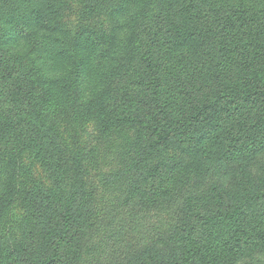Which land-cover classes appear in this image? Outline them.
Listing matches in <instances>:
<instances>
[{"label":"rangeland","instance_id":"374dc122","mask_svg":"<svg viewBox=\"0 0 264 264\" xmlns=\"http://www.w3.org/2000/svg\"><path fill=\"white\" fill-rule=\"evenodd\" d=\"M23 2L33 24L25 26L24 16L3 17L0 44L2 51L18 61L25 83L35 86L44 121L27 120V114L14 109L21 101L11 100L9 93L20 95L0 85V242L9 225L18 226L15 219L23 215L29 220L30 185L49 178L45 177V154L37 152L41 131L55 141L58 167L69 164L66 169L58 168L65 182L73 180V166L82 155L83 189L94 199L105 194L97 182V171L140 167V162L135 163V151L111 165L110 146L119 143L129 149L132 142H143L151 135L148 126L125 124L118 118L145 117L154 78L159 116L150 119L153 127L167 122L169 113L181 116L184 109H193L207 99L223 76L235 72L234 67L255 64L249 51L264 40V0H98L91 5L84 0ZM167 15L194 27L198 36H170ZM12 30L16 32L12 34ZM236 121L235 116L224 119L221 134H213L224 142L220 149L230 143L226 153L243 140L237 139ZM255 135L251 132L246 155L228 164L212 145L206 147L205 141H198L199 133L182 137L166 151H157L145 161L146 168L138 170L143 173L141 185L135 183L137 201L132 208L137 214L131 220L154 218L184 190L195 197L194 207L201 212L225 207L232 190L223 191L233 178V167L244 168L247 179L253 181L264 174V127L258 134L260 140ZM243 157L247 158L244 163ZM216 158L219 166L225 165L220 172L208 166ZM10 197L14 208L8 214ZM259 229L264 231V223ZM30 235L32 238L34 233ZM112 245L105 244L102 256L89 262L118 263L119 254H114ZM68 251L74 250L67 245L56 250L50 246L36 249L33 244L28 264H70Z\"/></svg>","mask_w":264,"mask_h":264},{"label":"trees","instance_id":"16d2710c","mask_svg":"<svg viewBox=\"0 0 264 264\" xmlns=\"http://www.w3.org/2000/svg\"><path fill=\"white\" fill-rule=\"evenodd\" d=\"M8 1L0 0V20L5 16L12 18L17 15L27 17L26 21H22L27 24L25 26L33 24V17L26 10V2ZM97 1L84 0L87 5ZM167 16L170 36H198V30L191 25L176 22ZM12 31V34L16 32ZM249 53L255 64L234 67L235 72L223 76L211 96L193 109H184L181 116L172 117L169 113L170 119L155 127L150 122V119L159 116L154 104L157 95V81L154 78L151 85L153 97H148L145 117L128 115L118 118V122L125 124L148 126L146 129L151 130V135L143 142H132L129 149L122 148L119 143L110 146L112 156L109 160L114 162L110 164L121 161L129 151H135L138 157L135 163L140 162L138 168L144 169L147 166L145 161L150 160L157 151H166L182 137L194 133L202 135L198 141H205L204 146L212 145L214 150L217 149L218 157L227 164L232 163L235 157L246 155L245 150L252 140L251 132L256 133L255 138L260 140L258 134L264 127V40L254 45ZM145 60L148 62L147 69L151 71L150 59L146 57ZM0 85L20 95L17 98L9 93L11 100L21 101V106L14 109L27 114V120L44 121L37 93L33 90L35 86L25 83L18 61L2 51L1 44ZM156 100L159 98L156 97ZM232 116L238 119L234 125L237 139L243 140L232 148L231 153H226L230 143L220 149L224 142L215 139L213 134L214 131L221 134L220 123ZM40 133L37 152L45 154L44 171L45 177L49 178L36 181L27 189L31 198V216L27 221L21 215L15 219L18 224L16 228L11 225L7 227L6 236L0 242V264H28V250L33 244L36 249L50 246L52 250L67 245L74 250L68 251L70 264H91L89 261L102 256L103 246L107 243H113L111 250L119 254L117 259L120 261L112 264H264V231L259 229V225L264 223V174L253 181L247 179L244 168L233 167L229 187L225 188L220 183L224 187L223 192L232 190L225 207L201 212L194 207L195 197L184 190L173 196V204L170 202L169 206H163L154 218L144 222L132 221L130 217L137 214L132 208L137 201L133 191L138 189L135 186L137 181L141 185L142 170H124L114 165L115 168L97 171V182L105 189V194L92 199L83 189L82 175L85 170L82 155L73 166V180L65 182L59 169H66L69 164L65 162V166L58 167L60 156H56L55 141H51V137L43 131ZM10 150L14 151L13 148ZM244 157L242 163L247 160ZM217 158L210 160L208 165L214 172L225 168L223 164L218 165ZM14 177L12 175L8 185ZM189 188L193 190V186ZM218 190H222L221 186ZM196 192L199 193V190ZM13 201L14 198L10 197L8 214L14 208ZM30 233H34L32 238Z\"/></svg>","mask_w":264,"mask_h":264}]
</instances>
